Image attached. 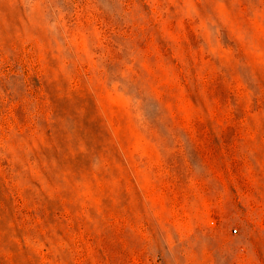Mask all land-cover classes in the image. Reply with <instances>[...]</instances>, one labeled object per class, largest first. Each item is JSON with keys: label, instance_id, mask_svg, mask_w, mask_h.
<instances>
[{"label": "rangeland", "instance_id": "374dc122", "mask_svg": "<svg viewBox=\"0 0 264 264\" xmlns=\"http://www.w3.org/2000/svg\"><path fill=\"white\" fill-rule=\"evenodd\" d=\"M0 264H264V0H0Z\"/></svg>", "mask_w": 264, "mask_h": 264}, {"label": "built area", "instance_id": "2783aa9c", "mask_svg": "<svg viewBox=\"0 0 264 264\" xmlns=\"http://www.w3.org/2000/svg\"><path fill=\"white\" fill-rule=\"evenodd\" d=\"M237 229L235 228L234 231H236Z\"/></svg>", "mask_w": 264, "mask_h": 264}]
</instances>
